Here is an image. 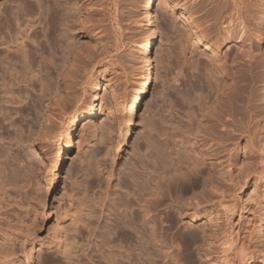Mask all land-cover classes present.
<instances>
[{
	"label": "rangeland",
	"instance_id": "374dc122",
	"mask_svg": "<svg viewBox=\"0 0 264 264\" xmlns=\"http://www.w3.org/2000/svg\"><path fill=\"white\" fill-rule=\"evenodd\" d=\"M143 1L91 0L90 3H86L83 0H71V4H78V11L80 10L82 15L76 20L75 29L68 31L69 38L67 37L65 42L63 39L67 33L64 34L63 26L49 31L43 25L44 18H48V14L52 15L53 12V2L50 0L38 2L0 0V39L9 38L13 34L19 36L18 29L25 31L31 21L26 33L30 35L34 30L36 35L33 39L36 43L29 42L25 36L24 40L28 41L25 43L33 51V68L30 69L33 72L29 70L24 73H26L25 77H28L26 79H29L31 73L38 74L34 77L38 76V80L13 87L16 88L13 90L14 95H19L22 89V95L18 97L22 101L16 99L19 103L6 105L5 89L10 82L12 83L7 81L11 78L10 71L13 66L6 65L5 58L0 57V61L2 60L0 88L9 83L5 89L1 88L6 95L0 90V97L4 96L2 101L0 98V102L5 104L2 107L4 104L0 103V113H2L0 114V264H221V248L223 249L221 245L225 239L234 241L232 254L235 256L231 254L234 264H238L236 256L241 250L246 249L244 250L246 253H253L255 250L257 253L262 250L264 252V200L259 197L263 195L261 194L263 190L258 182L261 170L258 169L248 176L246 173L244 176V172L250 171L252 167L251 170H255V167L260 165L257 154H253L251 148L248 149L252 145L251 141L254 140L253 144L257 147L258 143L261 145L260 143L264 141V44L262 42L264 0H246L249 34L245 38L244 35H239L240 38L230 40L225 43L226 45L217 48L216 55L214 54L219 56L217 58L225 60L223 61L228 65L227 69V65L225 66V70L230 71L229 66H234L236 61L241 62L242 56L246 54V52L243 54V51L251 47L246 51L252 50L255 53L253 58L255 66L253 64L254 68H252L254 71L250 73L255 76L249 77L253 78L248 80L251 81V85L246 82L245 85L249 86L248 90L246 87L245 90L243 89L245 93H242L244 98L248 97L251 105L257 106V111L263 114L257 112L262 116L255 114L256 118L254 116V120L247 127L252 132H249L250 136L254 134L257 139H253L254 137H250L249 133L245 132L247 135L244 133L245 135L235 140L238 146L234 151L237 166L234 182L227 183L217 195L218 203L214 216L216 221L210 222L206 218L211 212V207L204 204L200 216L207 215L202 216L201 220L194 221L195 216L194 219L192 215V218L189 216L193 211L189 210L182 212L184 216L176 217L175 225L170 223L168 217L173 213L172 209L169 211L166 208L167 204H172L171 206L176 208L177 204L173 203L177 199L176 203L180 206L183 203L188 205L194 194L197 196L201 194L203 199L205 197L203 188H199L202 180L197 179L199 183L197 188H190L192 181H184L180 182L182 185L170 184L171 187L168 186L167 189L168 192L171 191L170 193H167V187L163 186V191H166L164 195L171 194V196H168L169 200L166 198L167 195L159 197L161 201L156 206L158 207L155 212L158 241L156 240L154 244V254L150 263L145 258L138 257L135 237L128 241L122 239L121 235L113 237V242L105 239L104 233L113 218L110 205L119 198L122 201L126 199L132 201L131 196L123 197L125 192L118 189V183L122 180L128 183L125 172L132 170V164L138 174L145 172L140 169L141 164H149L147 167H151L155 161L152 156L157 147L173 146L172 140L168 137L171 119L183 132V124L188 118L186 113L188 105L193 101L191 98L196 93L194 89L202 78V82H205V72L202 68L206 65L212 68L210 56L213 55H210V52H206L200 45H195L196 52L191 53L190 44L194 42L190 40L187 45L183 40L186 36L185 32L192 33L193 28L183 24L186 20L182 18L181 13L193 12L194 7L192 10V5H189L193 3L189 0H181L176 7L173 4L174 0H157L154 10L158 18L159 38L151 53L154 61L153 84L143 101L142 108L137 112L136 124L126 140L127 144L120 149L126 119L124 102L131 100L140 75V56L132 46L143 32L137 22L139 5ZM46 9H49V12ZM195 14L193 18L198 17L200 12H197L196 16ZM89 32L94 35L87 36ZM181 33H184V36ZM68 40H71L70 44L73 43L71 55L75 54L80 60L74 56L78 66L73 69L74 74L70 72V81L67 84L69 90L64 92L60 81L65 71L59 70L60 74L57 69L62 63V57L67 56L65 47L69 43ZM4 46L5 44H2L0 47ZM194 61L200 64L199 69L191 68L194 66ZM220 63L223 65L222 61ZM9 65L10 68L12 67L10 70ZM52 80L57 81L59 85ZM3 81L6 84L3 85L5 83ZM53 85L58 88L56 91L59 95L63 92L61 97L63 96L64 101L60 100L56 104L54 100L48 99L47 88L51 89ZM11 86L9 88H12ZM97 88L99 90L96 91ZM41 89L43 92L40 91ZM94 91L103 102L102 113L83 127L82 123L77 124L69 135L71 147L66 150V137L74 115L89 101ZM41 92L45 94L43 100H41ZM68 93L69 97H67ZM22 96L24 98H21ZM61 97L59 96L60 99ZM77 100L78 104L75 103ZM7 107L10 108L6 110ZM63 107L67 108L63 109ZM248 119L247 117L246 121ZM37 131L47 134L48 140L42 141L43 147L39 144L37 137L40 133ZM258 138L263 141L260 142ZM248 143L250 144L246 147ZM255 150L258 151L257 148ZM248 164L253 166L249 168ZM257 173L258 175H255ZM187 186L190 191L186 192L184 188ZM119 194L122 196L119 197ZM186 196L191 199L187 198L186 201ZM100 198L102 200L98 203ZM162 198H166L167 201ZM172 199L176 200L173 202ZM191 202L185 206L186 209H191ZM89 217L92 218L88 220ZM100 236L103 241L100 240ZM104 241H108L106 243L112 245V249H109ZM66 244L67 248L72 250H68L70 253L67 248L66 251L64 249ZM110 251L116 252L114 263L108 261ZM258 261L256 260L254 264H260Z\"/></svg>",
	"mask_w": 264,
	"mask_h": 264
},
{
	"label": "bare ground",
	"instance_id": "6f19581e",
	"mask_svg": "<svg viewBox=\"0 0 264 264\" xmlns=\"http://www.w3.org/2000/svg\"><path fill=\"white\" fill-rule=\"evenodd\" d=\"M36 1L38 2L39 0H36ZM50 1L53 2L54 0L53 1L50 0ZM83 1L86 3H90L91 0H83ZM180 1L181 0H174L173 4H175V6L178 7V5L180 4ZM184 1H187V0H184ZM189 1H191L193 3V4H189V5H192V10L194 7L193 12L191 11L188 13L187 12L188 10H187L186 12L188 14L181 13V16H182V18H184L186 20L183 24L190 25L193 28V32L188 33V34L185 32L186 36L184 37V39H183L184 33L183 34L181 33V34L183 35L182 39L185 41V43L187 45L189 44L190 40L192 42H194L193 44H190L192 46L191 47V53L196 52L195 45H200L206 52H210V55L214 56V54L216 53L215 52L216 49L219 48L220 46L224 45L225 43L229 42L230 40L234 41V39L236 40V38H240L239 35H241V36L244 35V38H245V36H247V34H249L247 31V29H249L248 28L249 16H247V14H248L247 13V11H248L247 5L248 4L246 3L247 2L246 0H189ZM70 2H71V0H55L52 3V6H53L52 15L47 13L48 18L47 17L44 18L45 20L43 22V25L46 26V29H48L49 31L53 30V28H56V27L61 28L63 26L64 27V34L67 33V35L63 39L64 41L67 40V37L69 35L68 31L75 29L76 24H77L76 20H79V15H82L81 12H79L80 10L78 11V8H77L78 4L76 5L73 2H72L73 4H71ZM156 2H157V0H144L139 5V13H138L137 22L139 23V27L142 29L143 32H142V36L133 42L132 48L135 51H137V53L140 56V63H141L140 75H139V79L136 81V86L134 87V94L131 97V100L130 101L125 100V102H124L125 103L124 104L125 105L124 106V113H125L126 119H125V129L123 132V141H122L120 149L123 146H125V144H127L126 140L128 139L129 135L132 134V129H134L135 124H136L137 112L142 108L143 101L148 96L150 89H151V86L153 84L154 61L152 59L151 53H152L153 47L157 44L158 38H159V36H158L159 31H158V26H157L158 18H157V14L154 10L155 6H156ZM40 3H41V1H40ZM187 5H188V3H187ZM60 6H62V8L59 9ZM39 8H41V7H39ZM46 11L49 12V9H46ZM197 12H200V15L198 14L199 15L198 17L193 18V14H195V13L197 14ZM196 14H195V16H196ZM29 22L30 23H28V24L30 25L31 21H29ZM79 24L80 23H78V25ZM29 25L26 28V30L29 28ZM26 30L25 31H19V29H18L17 33L19 34L20 37L14 36V34H13L9 38L3 37L0 39V46L2 44L3 45L5 44L4 47H0V57L3 56L2 58H5V61H7L6 65L10 64L13 66V68L11 67L12 68L11 69L10 65H9V70L10 69L12 70V71H10L12 74L10 75L11 78L9 77L10 80L7 81L8 78L6 79L7 82L12 81V83L10 82V84L12 86L8 83L9 86H11L12 88H9V86H8L9 89L6 88L8 84L4 85V84H6L5 81H3V82H5V83H3L4 87L1 86V88H3V89L6 88L5 93L7 95L4 94V91H2L0 88V90L3 92V95H6L5 96L6 99L4 100L6 105H9V103L11 104V103L18 102V101H16V99L19 100L18 97H20L19 95L21 94L22 89L20 88L21 91H20L19 95H14L15 92L13 90H15L16 88L13 89V87H15V86L17 87L21 83L27 84V82H29V84H30L31 80L32 81L36 80L38 77L37 76L36 78H34L37 73L36 74L31 73V75L32 74L33 75L32 76L30 75L29 79H26L28 77H25L26 73H24V71L29 72V70L31 68H33L32 67L33 51L30 49V46L28 48V45H26V43H25L26 40H24V36H25V39L29 40V42L31 41V42L36 43L35 39H33V37H35V35H36L34 30H33V33L30 35L26 33ZM57 30H59V29H57ZM85 32H87V31H85ZM70 35H72V33ZM93 35L94 34L91 32L87 33V36H93ZM71 40L70 41L68 40L69 43H67V44L65 43L66 44V47H65L66 54L69 57H67L66 55H65L66 57H62L63 58V60L61 61L62 63H61V65H59V68L57 69L58 73H60L59 70H61V72L65 71L64 75L60 81L61 85L63 86L64 92L66 90L68 92L69 86L67 84H68V81H70L69 76L71 75V73L74 74L73 69L76 68V65L78 66V64L76 62L77 60L75 61V57L78 58V56H76L75 54H74L75 57L71 55V51H72L71 50V47H72L71 44H73V43L70 44ZM26 42H28V41H26ZM262 42L264 44V31L262 33ZM249 48H251V47H249ZM249 48H247V49H249ZM246 50L243 51V54H245L244 52H246V54L243 55L244 57L241 55L243 58L241 60V62H239L240 61L239 60L238 62L236 61L234 66H232V67H231V65L229 66V69L230 68L233 69L231 73H230L231 69H230V71L225 70V66L227 64H225L224 59L221 58L222 59L221 60V59L217 58L219 56H214V57L210 56V64H211L212 68L211 67L209 68L207 65L204 68H202L205 70V71L203 70V72H205V77H204L205 82L204 83L202 82L203 81V78H202L201 81L200 80L198 81V84H197L196 88L194 89V90H196V93H194L195 96L193 98H191V99H193V101L190 100L192 102H190V104L188 105L189 108L186 112L188 118L185 121V123L183 124V128H184L183 132L180 130V128H178V126L174 125V123H173L174 121H173V119H171L172 123H171V127H170V135L168 137L172 140L173 146L171 147V145H170V147H169V145H168L167 147L163 146V148H162V146L160 148L157 147L158 149L156 148L155 151L153 150L155 152V154H153L152 157L155 158V159L153 158L155 161H153L154 163H152V166H151L152 168L147 167L149 164H147V165L141 164V168L140 167L139 168L142 169L143 171H145L146 173L140 172L138 174L137 169L132 164V167H133L132 170L130 172H125V174L127 173L126 176H128V180H127L128 183L126 184L122 180V181H120V183H118L119 185L117 184L119 186L118 189H120L123 193L125 192L123 197L128 198L129 196H131L132 201L128 200V199H126L125 201H122L121 198H119L118 200H115V202L113 200L114 203L112 205H110L111 207L109 206L111 208V211H112L111 215L113 216V218L108 223V227L106 229V232L103 231V232H105L104 233V236H106V238L104 237L105 239L111 241L113 239V237H115V236L118 237L119 235H121L122 239H124L125 241H128V240H133V237H135V240L138 244V257L139 258H145L146 261H148L150 263L152 261V256L154 254V244H156V240L158 237L157 233H156L158 231L156 228V221H155L156 213L155 212H156V209L158 208L156 206L159 205L157 203H160V201H161L159 197H163V196L165 197L167 195V194L164 195V192L166 193L168 186L171 187L170 184L171 185L172 184L178 185L180 182L182 183L184 181H186V182L192 181L190 184V188L191 187L194 188L196 186L197 187L199 186L197 179L202 180L201 181L202 183H200L199 188L200 187L203 188L202 192L205 194V197L203 199V198H201V194H200V196L198 194V196L200 197L199 198L197 195L194 194V196L192 197V200H190L191 198H188L186 196V201H187V198L190 201H192L191 202V209H186L187 207L185 208V206H188L190 204V201L188 202L189 203L188 205L183 203V205L181 204L180 206H178V203H176L178 199L177 200L175 199L176 202H174L175 200L173 201V199H172V201L174 202L173 204H177V207L175 208V207L171 206L172 201L170 203L171 205H168V204L166 205V208L169 209V211H171V209H172L171 212L173 213V214H171L172 216L170 215V217H168V218H170V223L175 225L174 223H176V219H177L176 217H178V216L180 217L182 215V212L183 213H184V211L188 212L189 210L193 211L189 216L192 215L193 219L195 216L194 221L201 220L200 218L205 215L204 214V215L200 216L204 204L211 207L210 208L211 212L210 213L208 212L209 214L208 215L206 214L207 216L205 215L206 218H208L210 222L216 221L214 216L216 213V204L218 203V202H216L217 195H219L222 192L223 187L226 186L227 183L233 184V182H234L233 181L234 180V174H235L234 172L236 171V167H237L235 164V158L236 157H235L234 151L236 150V148L238 146L237 145L238 142L235 143L236 142L235 140L237 138H239L241 135H245L246 133L248 134L249 132L252 133L251 130L249 131L247 128L248 124L254 120V116L256 118L255 114H258L259 116H262L264 114V111H263V114L260 113L259 111H257L258 107L251 105L250 100L247 99L248 97L244 98L245 96L242 93V92H244L243 89L245 90V88L247 87V90H248V87L251 85V83H250L251 81L249 82L248 80L253 79V78L250 79L249 77H253L254 74L250 75V73H252L251 71H254V70H252V68H254V66H255V64H254L255 61L253 60V58H255V56H254L255 53L252 50H248V51H246ZM241 53H242V51H241ZM76 54L79 55L78 53H76ZM211 57H212V59H211ZM238 58L240 59V56ZM211 61H213V62L211 63ZM221 61H222V63L224 62L223 65L220 63ZM1 62H2V60L0 61V63ZM194 63H193L194 66H191V68L199 69L200 64H198V62H195V61H194ZM230 63L232 64V62H230ZM253 64H254V66H253ZM1 65H2V63H1ZM227 67H228V65L226 66V69H227ZM238 67H239V69H237ZM6 71H8V70L6 69ZM30 72H33V71L30 70ZM202 76H204V74ZM72 79H73V77H72ZM246 82L247 83L249 82L248 85L249 84L250 85L249 86L245 85ZM1 83H2V81H1ZM54 83L56 84L57 81ZM254 83H255V81H254ZM40 85H42V84H40ZM54 85L52 86L53 89L51 87H50L51 89H48L49 88L48 85H47L48 88L47 87H45V88H47V91H48L47 95L49 98L48 97L47 98L51 101L54 100V102H56V104H57V103H59L60 100H63L64 98L62 99L63 96L61 97L63 92L59 95V92L56 91L58 88L56 89L55 86L59 85V84L57 83L55 86ZM59 88H60V86H59ZM17 90H18V88H17ZM97 90H99V88H97L96 91ZM40 91H42V89ZM96 91H94L90 95L89 101L86 102L84 104V106H82L75 113L74 119L70 124L69 132L67 133V137H66V141H67V143L65 142L66 143L65 144L66 150H68L71 147V141H70L69 135L75 129L77 124L82 123L81 126L83 127V126H85L86 123L90 122L92 119L97 118L102 113L103 102L100 99L99 95L96 93ZM17 92H19V90ZM42 92L40 95L41 100L44 99L43 96L46 94L45 91H44L45 94H43ZM54 94H55V96H54ZM69 95L70 94L68 93L67 97H69ZM59 96L61 97V99L59 98ZM65 96H66V94H64V97ZM42 97H43V99H42ZM3 98H4V96L1 98V101ZM21 98H24V97L22 96ZM188 98H190V97H188ZM78 99L80 100V98H78ZM257 100L259 101V99H257ZM19 101H22V100L20 99ZM75 101H76V99H75ZM4 102L3 103L0 102V103L4 104ZM78 102L79 101L77 100V102H75V103L78 104ZM188 102H189V99H188ZM193 102L196 104H193ZM5 104L2 105V107L5 106ZM39 104H40V102H39ZM72 104H74V103H72ZM64 106H66V105H64ZM0 108H1V105H0ZM9 108L7 107V109L6 108H4V109L8 110ZM61 108H62V106H61ZM65 108H67V107H63V109H65ZM52 109H53V107H52ZM257 112H259L262 115H260ZM6 113H8V112H6ZM0 114H2V113H0ZM247 117L249 118L247 120L248 122L246 121ZM257 118H258V116H257ZM40 125L42 126V123ZM82 127H80V128H82ZM247 130H248V132H247ZM42 131H40V132H42ZM40 132H38V133H40ZM250 133H249V136H250ZM46 135L47 134H43V133L41 134L40 133L37 137L39 140V144L42 147L44 146L42 141L47 139ZM35 136H36V134H35ZM250 137H254V134H253V136H250ZM263 138H264V136H263ZM253 139H257V136H256V138L254 137ZM258 140H260V139L258 138ZM261 140H260V142L263 141V140L262 141ZM253 141H251L252 142L251 146L248 147V145L250 144V143H248V144H246V147H248V149L251 148L253 154H255V155L257 154V156L260 158L259 159L257 157V159L260 162V165L258 164V166L255 167V170L254 169L251 170L253 168V167L251 168V166H253V165L248 164V166H250L249 168H251L250 171L245 170L246 172H244L243 169H242V171L245 173V174L243 173L244 176L246 175V173H247L246 176H248L249 174H254L255 172H257L258 169L261 170L259 172V177H258L259 181L258 180L257 181L260 182L261 186L260 185L259 186L263 190V192L261 193V194H263V195H261L262 197L261 196H259V197L262 198V200H264V141L262 143H260L261 145H259V143L257 141L258 147L253 144ZM254 143H256V141ZM168 147H169V149H168ZM253 147H255V149L257 148L258 151L253 149ZM244 150H246V149H244ZM253 154H252V156H253ZM150 155H152V154H150ZM249 157H248V159H249ZM149 159H151V158H149ZM141 161L143 162V159ZM137 162H138V160H137ZM137 162L135 161L136 164H138ZM252 162H253V160H252ZM256 163H258V161ZM129 166H131V164ZM255 175H258V173ZM2 182H1V184H2ZM5 186H3V187H5ZM163 186H165V188L167 187L166 191L165 190L163 191ZM190 188H189V186H187V188H184V190L187 192V191H190ZM170 192L171 191H169V192L167 191V193H170ZM196 192H194V193H196ZM115 194H116V192H115ZM169 195L171 196V194H168L166 197L167 199H168ZM121 196L122 195H120L119 197H121ZM179 196H180V194H179ZM183 196H185V195H183ZM183 196H181V197H183ZM166 198H164V199L162 198V199L165 200ZM167 199H166V201H167ZM101 200H102V198H100V201L98 203H100ZM179 200H180V198H179ZM166 201L164 204H166ZM93 204H94V202H93ZM104 205H105V203H104ZM104 205H103V207H104ZM81 206H84V205L81 204ZM98 206H101V205H98ZM88 207H87V209H88ZM164 207H165V205H164ZM210 209H209V211H210ZM89 211H90V209H89ZM87 215H86V217H87ZM88 216H90V215H88ZM182 216H184V215H182ZM192 216H191V218H192ZM90 218H92V217H89V219L88 218L87 219L90 220ZM193 219H191V220H193ZM90 223H89V225H90ZM84 226H85V223H84ZM91 229H92V227H91ZM101 235H103V234H101ZM100 240L103 241L104 239L102 240V238L100 236ZM106 242L108 243V241H106ZM106 242L104 241V243H106ZM111 242H113V240ZM69 243H68V245H69ZM107 243H106V245H108ZM233 244H234V241H232V239H228V240L225 239L224 242L222 243V245H221V246H223V249L221 248L222 256H220L222 258L220 261L221 264H234L233 263L234 261L231 260V254L234 251L233 250V246H234ZM68 245L66 244L65 245L66 247L64 246L65 251H66V248L68 247ZM108 246L107 247L109 249H112V247H113L112 245H108ZM69 248H71L70 245H69ZM69 248H67V251L68 250L72 251ZM244 250H246V249H244ZM244 250H241L240 253H238V255L236 256L238 264H254L256 262V260H259L258 262H260V264H264V252H263V250L261 252H258V253L255 252L256 250L253 253L252 252L246 253V251H244ZM68 252H66V253H68ZM115 255H116V252L115 253L111 252L110 256L108 255V257H109L108 261L114 263L116 261V259L114 258ZM233 255L235 256V254H232V256ZM71 256H73V255L71 254ZM65 257H66V255H65ZM68 258H70V257H68ZM68 258H66V259L69 260Z\"/></svg>",
	"mask_w": 264,
	"mask_h": 264
}]
</instances>
